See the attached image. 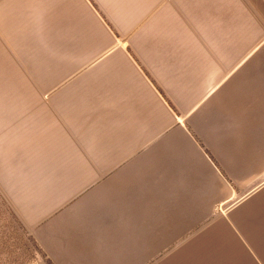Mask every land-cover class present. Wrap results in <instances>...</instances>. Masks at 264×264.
<instances>
[{"label":"crops","instance_id":"crops-1","mask_svg":"<svg viewBox=\"0 0 264 264\" xmlns=\"http://www.w3.org/2000/svg\"><path fill=\"white\" fill-rule=\"evenodd\" d=\"M259 51L247 0H0V192L32 264H264Z\"/></svg>","mask_w":264,"mask_h":264},{"label":"rangeland","instance_id":"rangeland-1","mask_svg":"<svg viewBox=\"0 0 264 264\" xmlns=\"http://www.w3.org/2000/svg\"><path fill=\"white\" fill-rule=\"evenodd\" d=\"M250 1L254 49L264 50V0H247V3ZM256 59L263 64L261 71L264 72V51L255 53ZM40 258H43V253L29 232L22 228L7 199L0 192V264H32Z\"/></svg>","mask_w":264,"mask_h":264}]
</instances>
